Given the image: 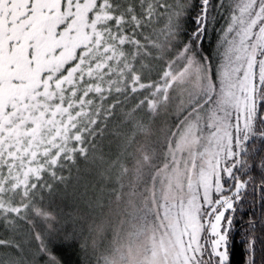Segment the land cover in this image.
<instances>
[{
  "label": "snow or ice",
  "instance_id": "snow-or-ice-1",
  "mask_svg": "<svg viewBox=\"0 0 264 264\" xmlns=\"http://www.w3.org/2000/svg\"><path fill=\"white\" fill-rule=\"evenodd\" d=\"M162 113L163 141L132 153L154 264H264V0H0V264H101L80 204L135 194L129 149ZM178 155L196 178L158 200Z\"/></svg>",
  "mask_w": 264,
  "mask_h": 264
},
{
  "label": "trees",
  "instance_id": "trees-1",
  "mask_svg": "<svg viewBox=\"0 0 264 264\" xmlns=\"http://www.w3.org/2000/svg\"><path fill=\"white\" fill-rule=\"evenodd\" d=\"M169 123V118L162 113L154 121L145 123L144 127L134 134L135 138L134 141H132V147L129 149V157L127 159L128 167L133 171L129 177L125 178V184H128L129 181H131L133 187L135 188L134 195L132 194L131 189H127L125 199L119 205L113 203L111 206L105 207L102 212L98 211L90 213V210L86 206L80 204L81 214H91L95 216L97 223L103 225V230L96 235L95 252V255L102 258L101 264H104V258L110 262L114 261L116 263V257L120 254V252L125 255L124 252L127 240L131 238V236H138L137 232L141 231L145 225L144 217H141L139 220H137L133 214L144 206V200L141 198V195L143 194L145 188L147 187L148 191L151 192L153 182L149 179V175L152 174V169H145L142 172L137 173L135 171L132 153L138 146L143 145L151 147L156 145L157 142H162L166 136V130ZM118 130L122 137L131 140L133 132L131 131L130 126H120ZM108 139L112 141L111 149H109L108 145L106 144L104 151L106 154L111 151V153L114 155L118 151V145L121 144V139L114 136H109ZM136 155H139V153H136ZM159 163V160L155 161L153 164V169L156 167V164ZM156 174L158 175V172H155V176L158 177ZM94 180V173L81 171L80 181L77 185L78 190L82 191L83 186L86 184L90 187ZM57 203L61 204V206L64 208V212L74 210V208H70L68 206L67 201L62 203L58 201ZM56 211L59 213L60 209L57 208ZM133 218L134 220L130 225V220ZM150 219V216L147 217V224H149ZM62 226L63 221L60 225H57V227ZM125 234L129 235V237L126 238ZM89 245V254L92 255L91 240L89 241ZM93 264H96L95 260H93Z\"/></svg>",
  "mask_w": 264,
  "mask_h": 264
},
{
  "label": "rangeland",
  "instance_id": "rangeland-1",
  "mask_svg": "<svg viewBox=\"0 0 264 264\" xmlns=\"http://www.w3.org/2000/svg\"><path fill=\"white\" fill-rule=\"evenodd\" d=\"M177 159V166L171 169L160 168L158 175L156 174L158 177H156L155 180V192L158 200L163 198L171 203H175L188 196V184L189 181L195 180L196 171H194L193 167L180 163L181 158L179 155ZM187 159V156L183 158L185 161ZM152 190L153 187L151 191ZM133 220L134 218L130 220V225ZM152 229L153 222L151 218L149 224H147L146 227L144 226L141 231L137 232L138 236H131V238L127 240L124 252L125 255L120 252L116 257L115 264H154V258L148 251L152 244ZM156 235L158 236L159 232H157ZM128 237L129 235H126V238ZM121 257H124V259H121Z\"/></svg>",
  "mask_w": 264,
  "mask_h": 264
}]
</instances>
